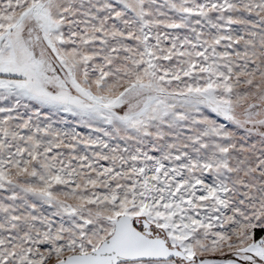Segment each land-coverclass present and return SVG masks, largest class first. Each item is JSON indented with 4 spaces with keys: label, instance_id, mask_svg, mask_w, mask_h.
I'll return each instance as SVG.
<instances>
[{
    "label": "snow or ice",
    "instance_id": "snow-or-ice-1",
    "mask_svg": "<svg viewBox=\"0 0 264 264\" xmlns=\"http://www.w3.org/2000/svg\"><path fill=\"white\" fill-rule=\"evenodd\" d=\"M0 264H264V0H0Z\"/></svg>",
    "mask_w": 264,
    "mask_h": 264
}]
</instances>
